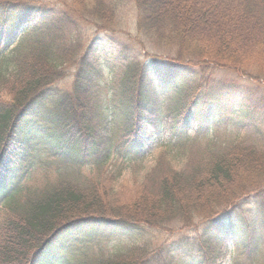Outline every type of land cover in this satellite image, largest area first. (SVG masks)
Instances as JSON below:
<instances>
[{"label": "trees", "instance_id": "16d2710c", "mask_svg": "<svg viewBox=\"0 0 264 264\" xmlns=\"http://www.w3.org/2000/svg\"><path fill=\"white\" fill-rule=\"evenodd\" d=\"M132 1L139 35L169 56L106 36L104 10L0 0V264H69L76 245L113 239L77 264H216L251 225L264 231V65L251 62L264 0ZM72 13L97 27L86 43ZM104 58L121 77L105 80ZM152 133L164 153L118 185ZM36 172L44 183L23 185ZM127 186L138 197L120 206Z\"/></svg>", "mask_w": 264, "mask_h": 264}, {"label": "rangeland", "instance_id": "374dc122", "mask_svg": "<svg viewBox=\"0 0 264 264\" xmlns=\"http://www.w3.org/2000/svg\"><path fill=\"white\" fill-rule=\"evenodd\" d=\"M23 2H27L29 4H38L41 6L48 7L52 6L56 9L60 10H67L71 12L69 9H67L65 4L63 3L64 0H22ZM67 3L75 6L77 9L81 10L83 9V15L84 17L91 19V15L93 14V11H99L102 12L103 10L107 13L105 15L106 18V26L109 29L107 33H104L109 36H111L114 40L117 42H120L121 44H125L132 49V51H136L137 53L141 54L142 59H147L149 56L155 55L157 57L160 56H169L170 54L167 53L163 48L155 47L150 43V41L147 42L146 38H143L139 35L137 32V17H138V10L136 9V6L132 0H66ZM113 8V9H112ZM74 18L76 19L77 24L81 26L83 31L86 34V37L81 40H79L81 43H86L89 41L97 32V27L94 23H91L90 20L87 19H81L77 14L72 13ZM24 43L28 45H32V42L34 44H37L38 38L35 37L33 34L28 33V35L24 36ZM103 37V36H102ZM75 38V36H74ZM78 37L72 40H76ZM78 40V39H77ZM105 41V39H103ZM43 44H47L49 42V39L42 40ZM70 41L67 43H64V45H69ZM62 44L58 43V47L62 46ZM107 51L110 53L111 61H114L113 56V48H114V41H110V43L107 44ZM12 47H14V44L7 46L3 50V54L7 56L9 53L11 54ZM102 49V48H101ZM128 49L129 51H131ZM115 54V52H114ZM96 58V57H95ZM254 61H251L253 63H257L260 65H264V59L260 56L255 57L253 59ZM106 58L102 59H95L93 62L95 65H99L103 68L104 71V77L105 80H110L114 76L121 77L123 69L118 66V63H106ZM71 66V65H69ZM114 71V73H113ZM113 73V74H112ZM230 76L235 77L234 75L230 74ZM115 78V77H114ZM236 78V77H235ZM238 79V82L250 85L254 89L259 88L257 83L258 82H246L244 78H236ZM147 80L141 81V79L136 80V85L139 86L140 84H145L146 86L150 87L148 85ZM260 91H264V87L261 86L259 88ZM257 122L261 124H264V119H258ZM231 129V127H230ZM191 137L194 138L193 135ZM221 137L222 139H225L220 134L217 135V138ZM195 139V138H194ZM169 141L168 139H166ZM196 140V139H195ZM145 143L142 149L138 150V154L132 155L134 164H137L136 167L132 169V171L126 172L121 177V180L119 181L118 185H121V183H127L131 181L133 174H137V172L141 173L140 168L143 169H150L155 165L156 158L164 153L163 149L158 148V140L155 138L153 133L145 139ZM205 141V140H202ZM45 149H37L34 150L31 154L33 156H41L44 153ZM118 162L121 163L125 159L123 156H118ZM48 173L47 172H36L32 177L31 180L25 181L23 185H25L27 188H34L38 187L37 185H41L44 183L45 179L47 178ZM117 187H114V191H117ZM111 190V191H113ZM109 191V193L111 192ZM114 192V193H115ZM136 193V195H135ZM136 196V197H135ZM121 199L118 198V205H128L133 203V199H137V192L134 190V188L127 186V188L122 189L120 192ZM6 216L5 209L0 210V222L2 221L3 217ZM262 225H264V221L261 222ZM262 235L263 237H260ZM244 240L235 241L233 246H229L228 249H223L221 253V259L216 262V264H264V231L261 230L257 225H251L250 229L247 231L246 236L243 238ZM249 241V242H247ZM122 242L120 240H111V241H102V242H92L91 244H80L79 246H75L74 249L78 250V254L84 255L86 257H91L93 253H96L99 250L104 251H113L114 248L119 246ZM76 252L71 251L70 254L72 256L70 257L69 261L73 259V257L78 260L80 259L79 255L75 254ZM75 254V255H74ZM94 255V254H93ZM74 260V259H73ZM80 261V260H79Z\"/></svg>", "mask_w": 264, "mask_h": 264}]
</instances>
